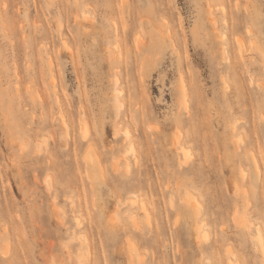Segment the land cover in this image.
<instances>
[{
  "label": "rangeland",
  "instance_id": "obj_1",
  "mask_svg": "<svg viewBox=\"0 0 264 264\" xmlns=\"http://www.w3.org/2000/svg\"><path fill=\"white\" fill-rule=\"evenodd\" d=\"M259 237L264 0H0V264H264Z\"/></svg>",
  "mask_w": 264,
  "mask_h": 264
},
{
  "label": "bare ground",
  "instance_id": "obj_2",
  "mask_svg": "<svg viewBox=\"0 0 264 264\" xmlns=\"http://www.w3.org/2000/svg\"><path fill=\"white\" fill-rule=\"evenodd\" d=\"M237 43H238V45H239L240 52H241L242 49H244V48H243V47H244V46H243V43H244V42H243V40H242L240 37H237ZM116 99H118V98H116ZM118 101H119V100H118ZM115 133H116V132H115ZM126 133H127V135L129 134L128 131H126ZM175 136H176V135H175ZM177 137H178V136H177ZM180 138H181V137H180ZM177 142H179V141H177ZM176 145H177V144H176ZM181 145H182V144H181ZM181 145H180V149H181V147H182V149H184V145H182V146H181ZM178 146H179V145H178ZM182 149H181V151H183ZM178 150H179V149H178ZM186 154H187V153H186ZM201 226H202V225H201ZM200 228H201V227H199V229H200ZM249 228H250V227H249ZM261 230H262V229H260V231H261ZM202 231H203V230H202ZM199 233H201V232H199ZM204 233H205V232H204ZM204 233H203V234H204ZM261 234H263V233H261ZM201 235H202V234H201ZM259 235H260V234H259ZM259 235H257V236H259ZM204 236H205V234H204ZM261 237H262V236H261ZM257 239H258V238H257ZM258 241H259V243H257V244H258L257 246H258V248H260L261 253H263V255H264V245H263V242H262L263 240H261V238L259 237Z\"/></svg>",
  "mask_w": 264,
  "mask_h": 264
}]
</instances>
